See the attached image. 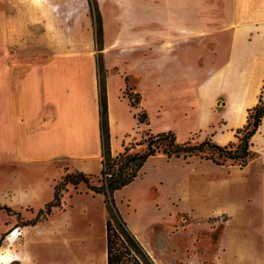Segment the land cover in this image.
Segmentation results:
<instances>
[{
    "label": "rangeland",
    "instance_id": "rangeland-1",
    "mask_svg": "<svg viewBox=\"0 0 264 264\" xmlns=\"http://www.w3.org/2000/svg\"><path fill=\"white\" fill-rule=\"evenodd\" d=\"M18 1L15 11L3 12L15 25L0 28V67L12 65L20 55L25 62L29 57L43 62L57 58L65 72L80 69L85 81L78 99L82 129H89L94 98L88 89L90 74L97 69L98 48H103L104 60L107 54L111 64L113 110L129 129L134 127L126 134L117 128L116 147L121 138L132 152H142L144 146L138 144L147 133L165 131L175 133L180 143L211 139L228 144L229 128L221 113L225 98L218 97L213 85L216 66L230 63L233 48H244L250 35H264V11L244 9L245 0H191V5L190 0H98L101 43L88 0ZM68 86L65 83L64 92ZM127 86L140 94L135 118L146 114L145 123L129 113ZM40 98L26 127L21 119L3 113L9 95L7 86L0 88V253L25 259L13 264H106L104 197L86 185L77 190L69 185L61 209H53L52 216L36 226L28 225L53 200L54 187L67 170L83 171L86 166L84 172L95 176L92 183L100 185L102 167L101 159L85 165L69 158L77 141L87 151L95 150L87 148L84 133L77 139L75 131L64 130L59 138L62 155H47L42 134L46 123L41 119L54 105L50 93ZM68 98L76 101L74 95ZM232 141L238 143L237 138ZM263 174L261 159L240 168L217 166L199 156L184 160L158 154L114 199L157 264H232L230 257L218 258L221 245L264 242Z\"/></svg>",
    "mask_w": 264,
    "mask_h": 264
},
{
    "label": "crops",
    "instance_id": "crops-1",
    "mask_svg": "<svg viewBox=\"0 0 264 264\" xmlns=\"http://www.w3.org/2000/svg\"><path fill=\"white\" fill-rule=\"evenodd\" d=\"M19 3L18 0H0V28L1 26L9 27L15 25L14 20L8 19L9 15L3 12L15 11ZM242 3H244V9L264 11V0H245ZM191 4L190 0V5ZM218 6L219 3L216 1L213 8L217 10ZM198 7H202V4L199 3ZM1 15L4 17L2 21ZM5 18H7V21H5ZM248 24H250V22ZM237 39V42H239V36ZM232 42H236L235 38H233ZM244 42L247 43L244 48L238 46L231 51L230 63L222 65V67H219L220 64L218 63L216 66L215 81L213 82L218 97L222 96L225 98L221 113H223L224 120L226 121L225 126L229 128V131L226 133V143L233 142L232 140L235 139V131L242 128L247 123L248 109L254 107L258 103L259 97L264 89V45H262V43H264V35L260 33L252 34ZM19 56L20 55H17L15 57L12 65L0 67V88L7 86L9 95V99L3 102L4 105H7L3 113H6L7 117L11 116V119H21V122L23 121L26 127L30 126L29 124L34 114L33 108L36 102L41 99L40 96L46 97L47 93H50L52 98L49 103H52L54 107L49 111H45V116L41 119L42 122L44 120V123H46L42 128V134L46 139L47 155L52 158L62 155L60 150L64 145L63 141H61L63 134L75 131L77 139L81 133H84L87 148L89 149L92 145L95 147V150L87 151L86 147L79 145L77 141L71 147V150L75 152V154H71L69 158L81 161L85 165L95 158L100 160L101 141L97 69L93 70V72L91 71L90 74L91 77L88 89L91 93L90 97H94L95 101L94 98L90 100L91 113L88 126L89 129L87 131V129H82V126L78 124V99L79 96L81 97L83 94V83L85 82L83 81L84 77L82 71L74 67L65 72L63 65H61V62L57 58L51 59L50 62H43L39 59H34V57H29V61L25 62L24 59L26 58ZM109 62L108 55L105 54L108 112L110 129H112L111 146L113 155H117L123 150L121 138L120 146L118 147H116L114 141L117 128L119 127L122 132L126 134L129 131H134V127L129 129L123 116L117 114L113 110L109 87L111 66ZM64 72L66 73L65 77ZM65 83L69 85V92H64ZM69 95L71 97L74 95L76 101H71V98H68ZM66 96L67 98H65ZM64 99H69V101L64 102ZM119 99L121 100L122 98L119 97ZM64 103L69 105V109L64 107ZM131 108L129 113L136 119L135 112L137 109ZM112 116L115 120L114 128L111 122ZM64 130H66V132ZM59 138H61L60 141ZM252 142L253 150L257 152L259 156L251 162L257 159L264 160V119L254 135ZM91 152H95V155L90 156L89 153ZM80 169L83 171L88 170L86 166H82ZM262 217L263 223L261 226V233L264 239V210L262 212ZM218 249L221 252V255L220 253L218 254V258L230 257L232 264H264V242H234L230 248L221 245ZM222 262L225 264V260Z\"/></svg>",
    "mask_w": 264,
    "mask_h": 264
},
{
    "label": "trees",
    "instance_id": "trees-1",
    "mask_svg": "<svg viewBox=\"0 0 264 264\" xmlns=\"http://www.w3.org/2000/svg\"><path fill=\"white\" fill-rule=\"evenodd\" d=\"M88 2L94 13L96 37L102 43L103 29L98 0H88ZM97 43H99L98 40ZM98 50L101 51L96 59L102 166L99 179L100 185L92 183V179L95 177L93 174L79 170L73 172L67 170L61 181L54 187L53 200L46 204L45 208L40 209L36 219L28 225L36 226L52 216L53 209H61V196L64 191H67L69 185L77 190L81 184H84L94 194L104 197V204L108 213L105 246L106 264H157L119 212L114 194L131 184L139 176L149 158L158 154H162L168 159L182 158L184 160L199 156L217 166L246 167L259 156L253 150L252 139L264 119V89L258 103L248 109L247 123L236 130L235 138L238 139V143L229 142L227 145L222 146L211 139H205L196 144L190 141L180 143L172 131L156 134L149 132L138 144L144 146L142 152H132L133 147L124 144L123 151L113 155L108 112L107 69L102 55L104 49L98 48ZM126 91L129 105L136 108L139 104L140 94L134 93L130 86H127ZM136 118L139 123L147 121L146 114L137 115Z\"/></svg>",
    "mask_w": 264,
    "mask_h": 264
},
{
    "label": "bare ground",
    "instance_id": "bare-ground-1",
    "mask_svg": "<svg viewBox=\"0 0 264 264\" xmlns=\"http://www.w3.org/2000/svg\"><path fill=\"white\" fill-rule=\"evenodd\" d=\"M111 105V104H110ZM111 122H112V126L114 128L115 126V120L113 118V116L111 117ZM87 123H85L86 125ZM112 130V129H111ZM15 235V234H14ZM9 241L13 240V235L9 236L8 238ZM16 261H25V259H22L19 256H12L9 253L5 252V253H0V264H12Z\"/></svg>",
    "mask_w": 264,
    "mask_h": 264
}]
</instances>
